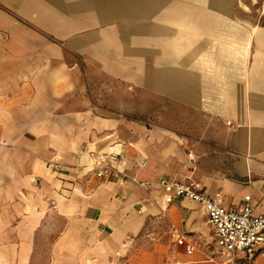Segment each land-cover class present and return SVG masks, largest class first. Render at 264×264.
Returning <instances> with one entry per match:
<instances>
[{"label":"crops","instance_id":"1","mask_svg":"<svg viewBox=\"0 0 264 264\" xmlns=\"http://www.w3.org/2000/svg\"><path fill=\"white\" fill-rule=\"evenodd\" d=\"M263 8L0 0V264L225 263L203 247L214 243L204 207L168 203L160 182L195 181L226 208L250 196L264 215ZM101 78L122 87L120 110L93 102L109 95ZM162 104L170 130L146 121ZM212 150L224 153H196ZM97 154L124 184L95 175Z\"/></svg>","mask_w":264,"mask_h":264},{"label":"built area","instance_id":"2","mask_svg":"<svg viewBox=\"0 0 264 264\" xmlns=\"http://www.w3.org/2000/svg\"><path fill=\"white\" fill-rule=\"evenodd\" d=\"M55 168H58V165H55ZM93 170L101 179H117L121 184L127 179L123 171L112 164L110 157L105 154L95 156ZM160 184L164 188L168 203H173L177 198H187L204 207L215 248L227 260L222 264L236 262L237 259L253 261L258 255H264V215L253 214L249 205L250 196L245 198L246 204L243 208H226L218 200L206 195L201 185L195 181L179 183L164 178ZM178 242L187 244L186 250L189 255L196 249L194 244L187 242L186 236H179ZM163 264L182 263L173 260Z\"/></svg>","mask_w":264,"mask_h":264},{"label":"rangeland","instance_id":"3","mask_svg":"<svg viewBox=\"0 0 264 264\" xmlns=\"http://www.w3.org/2000/svg\"><path fill=\"white\" fill-rule=\"evenodd\" d=\"M84 75L83 81L85 83L88 84V86L85 89V92L89 93L91 96L93 94L92 88L89 86V82H91V78L90 76L86 75V72H82ZM96 82L99 83V85L103 86L102 87V91L105 94H109V95H105L104 97L101 95H95L93 102L99 106L102 107L103 109H107V110H120L122 107V87L121 86H115V82L112 79H108V78H101V79H96ZM109 86V88H108ZM113 91V92H112ZM110 92H112L113 94H111ZM117 92H119V94H117ZM118 100V101H114V100ZM135 102H131V105L135 106L136 108L138 107L139 103H138V95L134 96ZM102 100H105L107 102H101ZM151 106H154V103L150 104ZM162 109L160 110V112H158V114L160 115V117L158 119H152V120H146L148 123H153L154 125L157 126H161L167 130H170L171 128V124L174 121L171 118V111H170V104H162ZM216 149L218 148V145H215ZM197 154H201L204 157L207 156H219V154L222 155V153H224L223 151H217V150H212V151H201V152H196ZM194 152L193 158H197V155ZM206 169H220L218 167H207ZM211 237H212V233H210ZM206 250H209V253L212 254L213 253V249L215 247L214 243H211L210 245H204L203 246ZM207 250V251H208ZM233 264H255V262L247 260V259H237L235 263Z\"/></svg>","mask_w":264,"mask_h":264}]
</instances>
